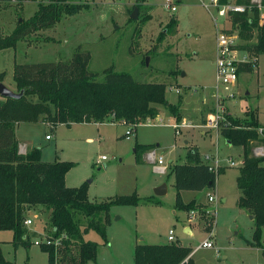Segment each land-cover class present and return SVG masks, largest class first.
<instances>
[{
    "label": "rangeland",
    "instance_id": "obj_1",
    "mask_svg": "<svg viewBox=\"0 0 264 264\" xmlns=\"http://www.w3.org/2000/svg\"><path fill=\"white\" fill-rule=\"evenodd\" d=\"M37 1L0 2V37L8 35L17 20L28 18ZM174 1L176 10L169 14L162 7L163 0H146L143 8L136 11L137 17L130 19L134 0H68L84 7L62 15L51 27L32 32L15 41L13 47L0 51V71L4 72L3 84L9 85L13 82L14 64L68 61L79 49L88 54L86 68L91 72L101 73L111 66L113 71L126 72L135 81L162 83L165 100L170 104H176L180 95V122L165 106L152 105L153 119L149 123L141 120L128 133V139L123 137L128 126L108 120L57 124L52 129L40 121L21 122L15 127V139L23 145L22 150L39 148L41 161H70L73 165L65 173L66 184H86L90 202L132 194L138 198L135 205L109 207L103 222L104 239L92 230L83 235V240L96 245L94 261L85 264H132L135 242L166 243L169 229L173 230L178 244L192 249L186 264H264V226L258 245H252L256 240L254 223L248 217L251 213L235 204L239 195L235 186L239 164L220 168L212 188L180 192L183 202L194 199L199 204L191 208L196 211L193 220L187 221L190 209L174 207L170 168L185 161L188 149L195 148L200 158L216 150L220 166H224L228 157L240 161L242 156L240 146L227 144L218 133L204 127L213 105L215 72L214 26L210 14L197 0ZM258 15L264 22L263 5ZM171 19L174 23L168 25ZM217 21L219 26L224 25L221 18ZM243 41L242 45L250 44L254 38ZM236 91L224 112L242 120L252 110L258 127H263L264 51L256 58L252 71L238 75ZM176 122L183 125L175 133L172 124ZM45 135L50 138L46 140ZM134 147H137L135 152ZM254 148H260L264 154L263 143H254L251 153ZM148 150L163 157L164 173L154 171L151 162L145 159ZM101 155L104 160L96 162ZM162 183L165 192L155 195L154 188ZM208 195L215 197L213 202H207ZM148 197L152 202L146 201ZM208 210L213 211L211 228L204 222ZM27 216L31 219V224L25 225L28 246L19 244L13 248L11 231L0 230V251L12 264H47V253L33 243L47 233V224L43 223L47 213L39 209ZM183 224L191 228L190 235L183 232ZM207 238L211 248L196 247ZM70 252L71 256H67L63 248L59 249L53 264H79L77 247L72 246Z\"/></svg>",
    "mask_w": 264,
    "mask_h": 264
},
{
    "label": "trees",
    "instance_id": "obj_2",
    "mask_svg": "<svg viewBox=\"0 0 264 264\" xmlns=\"http://www.w3.org/2000/svg\"><path fill=\"white\" fill-rule=\"evenodd\" d=\"M19 4L23 0H0ZM137 10L143 8L146 0H134ZM224 2L225 0H218ZM247 2V0H237ZM264 6V0H261ZM82 4L68 0H38L36 9L26 19L17 20L12 31L0 37V50L13 47L15 41L37 30L51 27L62 15H70L81 9ZM148 15H145L147 18ZM233 23L238 24L239 37L243 40L254 38L253 43L243 44L242 49L256 58L264 51V22L258 23L255 9L250 18L235 15ZM174 23V20H170ZM254 32L252 33V31ZM161 38V36L159 37ZM88 54L76 49L70 60L14 64L12 79L15 91L22 89L19 98L0 97V230H10L12 247L28 246L27 230L23 221L30 219L29 212L43 210L47 213V233L53 245H40L48 255V263L53 264V254L63 248L71 256L70 248L77 247L79 264L94 261L96 245L83 240V235L92 230L102 239L105 236L104 220L112 205H135V195L115 196L90 202L86 195V184L69 187L64 183L65 173L72 167L70 161L40 160L39 148L18 152L14 136L15 127L21 122L40 121L50 129L57 124L100 123L111 114V121L122 125L139 123L145 118H153L152 105H163L178 121V104H170L164 97V84L138 82L126 72L113 71L109 66L94 73L87 70ZM256 65L239 64L236 74L252 71ZM100 74V78L97 76ZM3 72H0V81ZM245 113L244 118H233L225 114L218 126V134L230 145L242 149V164L235 177L239 191L236 206L252 215L254 223L252 245H258L261 228L264 226V154L253 156L251 146L264 144V127L258 132L254 111ZM109 119V118H108ZM145 150V148H142ZM137 147H134V152ZM221 170L219 169L217 174ZM174 207L191 209L199 207L194 199L182 201L183 190L198 191L212 188L217 174L207 170L195 148L185 153L183 163L172 164ZM152 202L151 197L146 199ZM37 214V213H36ZM213 216L204 220L209 228ZM31 220V219H30ZM191 251L188 246L170 243H137L132 249V264H186ZM264 261V251H262ZM186 259V261H184ZM0 264H12L0 251Z\"/></svg>",
    "mask_w": 264,
    "mask_h": 264
},
{
    "label": "built area",
    "instance_id": "obj_3",
    "mask_svg": "<svg viewBox=\"0 0 264 264\" xmlns=\"http://www.w3.org/2000/svg\"><path fill=\"white\" fill-rule=\"evenodd\" d=\"M200 6L210 14L213 26H214V85L212 88V99L213 105L210 107L211 112L209 116L206 117L204 127L212 129L218 133V126L223 122L225 114H228L225 111L226 103L229 100H233L237 94L236 91V81H237V66L239 64H250L254 65L256 57L252 54H249L246 50L242 49L240 45L244 42L239 37V28L237 23L232 22V18L235 15H243L245 18H250L252 16L253 10H258L261 7V0H247V2H239L237 0H225L224 2H219L218 0H197ZM162 7L169 13L172 14L176 10V2L174 0H163ZM217 18H221V21L224 22L223 26L218 25ZM262 21L259 19L258 23ZM245 44V43H244ZM175 92H178L177 89H174ZM112 115H109L108 120L110 122ZM150 119L145 118V122L149 123ZM101 123V122H100ZM135 124L127 125V133L123 135L125 139L129 138L128 133L134 130ZM181 123H174L172 127L174 132H179V127L182 126ZM185 126H190V124H185ZM261 127L257 128V131H261ZM44 138L48 140L49 135H45ZM23 145H18V152L22 150ZM253 150V149H252ZM253 156H262L263 151L260 148H254L252 152ZM145 159L150 161L152 164V169L158 173H164L166 171V164L161 155H156L154 150H148L144 155ZM104 156H99L96 162L103 160ZM200 160L206 165L208 171L217 174L218 170L223 167L231 166H240L242 164V159L239 161H234L230 157L225 159L224 166L219 165V156L215 150L213 154L204 155ZM215 199L214 196L208 195L207 202H213ZM207 216H213V211H207ZM196 211L190 209L188 211L187 221L193 220L195 217ZM24 225H30L31 220L25 219L23 221ZM213 224V223H212ZM211 228V227H209ZM209 233V238L211 231ZM204 239L197 247L211 248L212 243L210 239ZM167 243L176 241L173 230L169 229L165 237ZM33 243L40 245H53L56 248L58 240H51L48 236H44L42 239L34 240ZM58 258L57 252H54L53 259ZM186 261V259L184 260Z\"/></svg>",
    "mask_w": 264,
    "mask_h": 264
},
{
    "label": "water",
    "instance_id": "obj_4",
    "mask_svg": "<svg viewBox=\"0 0 264 264\" xmlns=\"http://www.w3.org/2000/svg\"><path fill=\"white\" fill-rule=\"evenodd\" d=\"M137 8L136 6H133L132 10L129 13L130 19H135L137 17L136 15ZM146 62V59H145ZM22 95V89L18 91H13L6 87L1 81H0V97L2 98H19ZM226 141V140H225ZM228 143V141H226ZM229 144V143H228ZM165 192V184L162 183L154 188V194L155 195H161ZM249 218H252V215H249ZM185 232V230H183ZM141 239V238H140Z\"/></svg>",
    "mask_w": 264,
    "mask_h": 264
},
{
    "label": "crops",
    "instance_id": "obj_5",
    "mask_svg": "<svg viewBox=\"0 0 264 264\" xmlns=\"http://www.w3.org/2000/svg\"><path fill=\"white\" fill-rule=\"evenodd\" d=\"M262 6V5H261ZM257 11H259V9L257 10ZM5 49H7V48H5ZM5 49H2V50H5ZM2 50H0V51H2ZM0 72H3V71H0ZM239 75V74H238ZM238 75H237V77H238ZM4 72H3V78H2V80H1V82L3 83L4 81ZM12 81H13V79H12ZM6 87H8L9 89H11V90H13V91H15V84H14V82H11L9 85H5ZM177 110L179 111L178 113H179V118H182V114H181V112H180V102H179V104H178V108H177ZM199 110H200V108H199ZM198 110V112H200ZM229 113H231V111L229 110ZM177 121V120H176ZM179 122H180V119H179ZM261 126V125H260ZM264 127V126H263ZM226 142V141H225ZM227 143V142H226ZM228 144V143H227ZM18 145H19V143H18ZM230 145V144H229ZM25 152V149L23 148V150H21L19 153H24ZM104 160V159H103ZM168 162L170 163L171 161L170 160H168ZM224 168V167H223ZM64 183H65V185L66 186H69V187H74L73 185H71V184H66V181H65V179H64ZM221 201H223V199H221ZM245 211V210H244ZM247 213V212H246ZM249 215H251V214H249L248 213V217H249ZM251 220H252V218H250ZM182 230H185V233H187L188 235H190L191 234V228L187 225V224H183L182 225ZM137 243H139V241H137V242H135L134 244H133V246L135 245V244H137ZM166 243H167V241H166ZM181 245V244H180ZM184 246V245H183ZM197 247V246H196ZM132 249H133V247H132ZM195 249V248H194ZM191 251H192V249H191ZM190 251V252H191ZM190 254V253H189ZM188 257V256H187Z\"/></svg>",
    "mask_w": 264,
    "mask_h": 264
}]
</instances>
